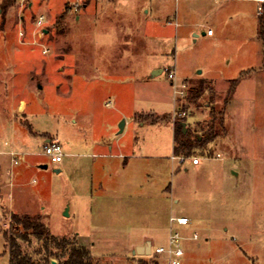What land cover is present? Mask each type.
I'll return each instance as SVG.
<instances>
[{
  "label": "rangeland",
  "instance_id": "rangeland-1",
  "mask_svg": "<svg viewBox=\"0 0 264 264\" xmlns=\"http://www.w3.org/2000/svg\"><path fill=\"white\" fill-rule=\"evenodd\" d=\"M2 1L0 264H8L3 232L11 213L40 215L57 237L75 244L79 238L99 264H159L150 255H133L129 246L143 232L154 235L159 208L187 214L183 232L198 233L184 241L183 264H264V38L257 9L264 1L169 0L170 17L177 2L203 8L191 16L203 27L196 26V37L188 26L175 35V25H167L166 41L153 49L143 47L142 36L132 45L131 32L110 20L83 30L76 17L92 0ZM208 25L213 36L201 34ZM84 31L104 44L85 54L87 61H106L95 74L79 69ZM157 60L162 73L148 77ZM169 67L176 87L187 82L179 103ZM22 99L24 112L18 111ZM209 104L225 106L227 133L212 142L200 165L180 164L172 159L171 117L184 112L189 127L199 130L211 118ZM151 109L163 113L156 123L150 122L155 115L139 113ZM47 138L62 144L60 162L43 154ZM133 149L144 171L139 180L120 166V155ZM9 150L20 152L18 163H11ZM200 152L194 155L204 156ZM165 242L156 236L153 245ZM22 246L32 252L39 242ZM58 260L53 256L51 264Z\"/></svg>",
  "mask_w": 264,
  "mask_h": 264
},
{
  "label": "crops",
  "instance_id": "crops-1",
  "mask_svg": "<svg viewBox=\"0 0 264 264\" xmlns=\"http://www.w3.org/2000/svg\"><path fill=\"white\" fill-rule=\"evenodd\" d=\"M87 1V0H84ZM92 2L89 1V3L84 2L82 10H83V14H80L79 16L76 17V19H78V24L79 26H81V28L88 27L91 28V30L93 29L94 31L99 28L98 26V22L104 21V20H110L112 22H114V27H116L117 30H125V31H129L131 32V44L134 45L137 43L136 38L138 36H142L145 41L143 40L142 44L144 45L143 47H152L155 44H164V42L166 41V33H168V31L165 29V27L171 26L172 24L175 25V35L176 32L179 31L178 27L184 25V26H188L191 29V32H194V36L198 37V29L196 28V26H202L203 24L200 23V21L198 19H195L193 17H191L192 15L196 14V16L198 17L200 14L199 13H203V8H197L194 5L191 4H187L186 2L181 3L180 5H178V2L175 4L176 7L173 10V12L171 11V17L170 15H168L167 10L169 8L168 5L170 4L169 0H92ZM216 1V0H213ZM239 1V0H237ZM87 3V4H86ZM189 3V2H188ZM93 5L94 6V10L95 13L91 14L88 13V10L90 9V6ZM167 8V10H166ZM166 11V12H165ZM167 14V15H166ZM198 14V15H197ZM190 15V16H189ZM113 17V18H112ZM210 28L212 29V33L208 34L207 32H205V30L201 31V34L203 36H213L215 34L214 29L208 25L207 29ZM82 30V31H83ZM87 31V29H85ZM81 31V32H82ZM84 31L83 33L80 34L79 39H80V44L78 45V53L82 56L81 60H79V69L81 71H84V74H95L97 68H99V66L101 64H105V62L100 63L98 62V59L95 57V59L93 61H87L86 60V53H89V51H92L93 53H96L97 51H95V47L96 46H100V44H102L103 42L99 41L97 42V40L95 39V37L91 34L89 35V31ZM158 31V32H157ZM89 37H93L94 39V48H92L93 44H88V40ZM141 44V47H142ZM86 45H88L89 47H87ZM91 45V46H90ZM104 45V44H102ZM148 49H144V52L149 51ZM153 49V47L151 48ZM108 61V60H107ZM111 61V60H110ZM100 63V64H99ZM109 64V63H108ZM170 70L173 71L172 67H169ZM164 67L160 64V61L157 60V62H154L152 64H150L148 66V70L151 73L150 76L148 77H155L157 75H159L160 73H162ZM82 73V72H81ZM168 73V71H167ZM174 73V71H173ZM170 83H172V80L170 79ZM176 99V98H175ZM181 99L178 98V102H180ZM175 103V106L173 105V108H177L179 106V104ZM181 103H183L181 101ZM180 103V104H181ZM178 105V106H177ZM182 105V104H181ZM180 105V107H181ZM26 109V102L22 99L20 100L19 104H18V111L24 112ZM174 110V109H173ZM139 113H151L153 115H155L157 118H159L160 116H162L163 113H158L157 111H153L152 109L149 110V112H139ZM160 115V116H159ZM159 116V117H158ZM193 116V115H191ZM161 118V117H160ZM172 122V139H173V144H172V152H173V147H174V119L171 120ZM157 122V121H156ZM153 122V123H156ZM50 140V138H47L44 140V143L46 141ZM213 144V143H211ZM210 144V147H212V145ZM112 150V146L109 147V151ZM11 151H15V150H9L8 154L10 155ZM19 152V151H16ZM132 154L131 155H125V154H121L120 156H122V158L124 160L123 164L120 165L122 167V170L127 169V173L129 174V176L132 178V180H139L140 175H142L144 173V171L142 170V168H140V165L138 164V160H134L135 155L134 154V149L131 151ZM111 153L108 154H104L106 157L107 155H110ZM139 157V156H138ZM173 159V158H172ZM10 161H11V155H10ZM19 161V158H18ZM202 159L200 160V162L198 164H193L196 166L200 165L202 163ZM187 162H190L189 160H187ZM12 163V161H11ZM192 164V163H191ZM14 165V163H13ZM105 166V165H104ZM58 169L57 172H61L62 171V167H54L53 170L56 172L55 169ZM110 169V166H109ZM185 170H188V168L185 167ZM237 176L239 175V172H236ZM8 174L14 179L17 176L16 172H12V171H8ZM155 218L160 219L162 218V221L160 222V224L157 225L156 231H154V235L148 232H143L137 236H135L134 238H132L129 242V246L131 247V253L132 250L136 247V246H145L146 245V241L150 240L151 241V246L153 245V241L155 240V237L157 236L158 239H162L165 240L167 239L168 236V232H169V227H170V221L169 218L171 216H179L176 215L175 211H173L172 209H168L167 211H165L164 213V208H159L158 210H155L154 212ZM180 215H185L188 216L187 214H180ZM153 218L154 221H156V219ZM152 219H150L151 221ZM153 222V221H152ZM162 227V230H159L158 228ZM152 232V231H151ZM161 235V236H160ZM77 237V236H76ZM78 238V237H77ZM78 243L81 245H85L83 243H81L80 239L78 238ZM133 255H137V256H145L146 254H139V253H132ZM159 264H166V262L163 259H159Z\"/></svg>",
  "mask_w": 264,
  "mask_h": 264
},
{
  "label": "trees",
  "instance_id": "trees-1",
  "mask_svg": "<svg viewBox=\"0 0 264 264\" xmlns=\"http://www.w3.org/2000/svg\"><path fill=\"white\" fill-rule=\"evenodd\" d=\"M3 3H6V6L9 2L3 0L2 5ZM259 34L264 38V6L259 13ZM236 82L237 78L232 79V85ZM209 105L211 118L203 126L200 125L199 130H192L187 124L186 116L176 113L173 147L175 155L187 157L201 151L202 155L209 156L212 149L210 144L227 133L224 119L225 106ZM158 119L152 118L150 122H156ZM183 122L186 124L185 131H183ZM3 237L7 245L8 264H51L53 256L59 257L57 264H99L92 259L84 245L75 244L66 237L59 238L54 235L38 214L11 213L9 230L3 232ZM32 239H36L39 246L29 252L23 248L22 243H30ZM54 249L60 253L54 252ZM153 261L154 264H158L157 260Z\"/></svg>",
  "mask_w": 264,
  "mask_h": 264
},
{
  "label": "built area",
  "instance_id": "built-area-1",
  "mask_svg": "<svg viewBox=\"0 0 264 264\" xmlns=\"http://www.w3.org/2000/svg\"><path fill=\"white\" fill-rule=\"evenodd\" d=\"M259 3L263 2L264 0H257ZM258 13L262 12V6L261 3L257 7ZM44 21V15L40 14L36 20V24L42 25ZM207 33L211 34L212 29L208 28ZM20 35L23 33L20 31ZM46 49L44 50V52ZM167 76L169 79H174V73L172 70L168 71ZM174 86V92L175 94H178L176 96L177 98H182L185 94V89H187V82L182 81L180 86L176 87L174 83H171ZM177 114H180L182 116L185 115L184 112H179ZM176 114H174L175 117ZM173 117V118H174ZM18 154L20 152L11 151V161L12 163L16 164L18 163ZM43 154L48 156L52 162H60L62 160V157L64 155L63 152V146L57 139H50L46 141L43 145ZM177 157L179 159L180 164H184L187 160H189L192 164H198L200 160L203 157H209V156H199V155H192V156H182V155H175L173 154L172 158ZM217 157H219V154L217 153ZM189 217L185 215H179V216H171L169 218L170 221V227L168 236L165 243L162 244H156L152 245L150 249V256L156 258V259H163L166 264H183V257L185 254L184 250V241L186 239H198V233L192 232L189 235H185L182 228L186 227L189 223Z\"/></svg>",
  "mask_w": 264,
  "mask_h": 264
},
{
  "label": "water",
  "instance_id": "water-1",
  "mask_svg": "<svg viewBox=\"0 0 264 264\" xmlns=\"http://www.w3.org/2000/svg\"><path fill=\"white\" fill-rule=\"evenodd\" d=\"M122 125H123V121L120 124V130L122 129ZM182 125H183V131H185L186 130V124H185V122H183ZM42 167H47V165L46 164H43ZM55 170H56V172L58 171L57 168ZM65 211H66L65 213L67 214L68 213L67 212V207H66ZM150 249H151V241L150 240H147L145 246H142V245L136 246L132 250V253H139V254L149 255L150 254Z\"/></svg>",
  "mask_w": 264,
  "mask_h": 264
}]
</instances>
